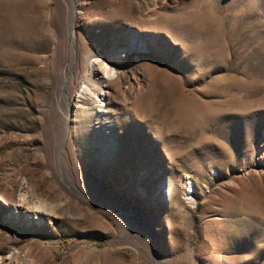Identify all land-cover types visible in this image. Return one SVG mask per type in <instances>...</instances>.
<instances>
[{"label": "rangeland", "instance_id": "obj_1", "mask_svg": "<svg viewBox=\"0 0 264 264\" xmlns=\"http://www.w3.org/2000/svg\"><path fill=\"white\" fill-rule=\"evenodd\" d=\"M76 2L70 24L67 0H0V264H113L97 258L108 252L119 264H264V0ZM97 58L139 90L103 81ZM92 73L110 95L83 99L77 156H60L59 94ZM66 180L92 217L52 214L54 231L28 225L26 210L6 217L8 188L60 212L66 203L43 191ZM135 220L151 238L121 231Z\"/></svg>", "mask_w": 264, "mask_h": 264}, {"label": "bare ground", "instance_id": "obj_2", "mask_svg": "<svg viewBox=\"0 0 264 264\" xmlns=\"http://www.w3.org/2000/svg\"><path fill=\"white\" fill-rule=\"evenodd\" d=\"M67 9H68V15H69V22L71 24L74 18L77 19L78 15H81L82 5L78 4L76 0H73V2L69 4L67 0ZM68 33L71 34V38L68 40L69 42L73 43L74 45L73 47L75 48L76 44L74 41V32L70 29L67 30V36L69 38ZM84 62L85 60L84 59L82 60V57H80V55H78L77 53L76 62H75V65L73 66L74 74H76V76H79L78 70L80 68V65L83 64ZM91 66H92V70L101 69L102 73L104 74L102 78L103 81H104V78L107 77L109 81H112V83L116 84L120 88V90L128 89L130 91H136L137 89L139 90L140 88L141 84L138 81V79H135V78L131 79V77H126L124 75L125 74L124 72H119L117 69L113 68L104 59L97 58L95 63H92ZM86 79H87L86 80L87 82H84L81 85H77V88L75 86L76 84L75 82H71L69 86L65 85L67 86L66 88H68V91L64 97H62L61 93L59 94L60 100L65 106V110H63L64 112L63 114L65 115L64 116L65 123L67 125L66 127H63L61 136H60L61 141H62L60 156L62 155L63 150H64V155H65V152H67L74 157L77 156L75 153L76 147L74 145L73 139L80 137V135L82 134L80 132L83 129V125L78 122V118H79L78 115L81 114V111L84 109L83 99L86 97H89L93 103L97 104L96 98L97 99L99 98V101H105V97L110 95L109 91L103 90L102 83L99 80L94 78L93 73L90 75L88 74ZM125 84L127 85V87H124ZM77 95H78V99L77 101L74 102V98H77ZM71 108L72 110H74L75 118L73 120V126L69 127L68 126L69 120L66 114L68 113L67 109H69L70 111ZM83 178L85 180L89 179V181L92 180V182L90 181V185H92L91 187L99 196L107 195L105 186L102 182L93 178L92 176H89L88 174H84ZM84 194H85V190H82V189L79 190L78 187L73 186V184L67 180L64 183L63 182L61 183L60 191L51 190V189H47L43 191V195H45L44 197L46 201H50L53 198L55 199L57 198V199L63 200L66 203V206L62 208L60 212L55 213L53 211H49L48 209H46L44 205H42V207L37 206L31 209L27 208L26 195L22 193L16 196L14 190L12 188H8V213L6 217L13 223H20L22 222V214L24 210H26L25 212L27 216L23 220H26L28 225L30 226L35 225V227L40 230L50 228L51 231H54L56 227L53 222L54 221L53 215L55 214L60 213V215H62L63 217H68L69 215H80L83 218H89L95 214L94 209L92 208L91 204L83 196ZM192 199L194 201H191L190 203L191 205L195 206L196 199L194 195ZM96 219L97 220L95 221V224L97 226L103 227L104 229H107L112 232L115 231L116 228H114V225L106 222L100 217H97ZM154 219L156 221V229L159 231L161 218L159 215H157L154 217ZM186 222H187V225L191 224L190 216L186 217ZM119 225H120L121 231L129 232L131 235L144 237L145 239L151 238L152 236L151 231L149 229L150 227L149 222H141V221L135 220L132 223H128V222L119 223ZM124 235L126 236V234ZM130 241L131 239L129 237L126 242L131 245L136 246L138 250L141 252L142 243H132ZM40 250L43 252L45 251L43 247H40ZM97 258L98 259L100 258L101 260H108V261L111 260L113 264H119L118 260H116V258H114V256L110 252L105 253L103 255H99L97 256ZM161 260L166 264H170V262L166 259L164 260L161 259ZM0 262H3L1 257H0ZM10 263H12V261L8 260V264ZM150 263L157 264L151 259H150Z\"/></svg>", "mask_w": 264, "mask_h": 264}, {"label": "water", "instance_id": "obj_3", "mask_svg": "<svg viewBox=\"0 0 264 264\" xmlns=\"http://www.w3.org/2000/svg\"><path fill=\"white\" fill-rule=\"evenodd\" d=\"M75 23V19L72 21V24H74ZM126 212H128V213H132V214H136V215H140V214H138L137 212H135V211H126Z\"/></svg>", "mask_w": 264, "mask_h": 264}]
</instances>
